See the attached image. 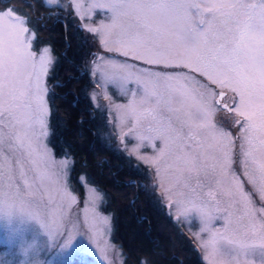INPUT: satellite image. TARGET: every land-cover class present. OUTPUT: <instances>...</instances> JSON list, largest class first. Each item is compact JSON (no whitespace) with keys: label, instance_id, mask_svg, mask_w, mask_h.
<instances>
[{"label":"snow or ice","instance_id":"6c2138e0","mask_svg":"<svg viewBox=\"0 0 264 264\" xmlns=\"http://www.w3.org/2000/svg\"><path fill=\"white\" fill-rule=\"evenodd\" d=\"M71 3L81 21L90 19L96 10L108 14V24L80 25L106 51L148 65L188 70L183 74L138 70L143 93L137 99L133 92L125 108L135 121L125 134L136 136L141 144L148 143L158 153L154 158L140 157L154 168V189L161 201L167 202L170 214L175 207L187 217V206H191L193 218L200 219L201 231L210 235L204 247L210 248L213 256H227L230 264H237L240 257L257 250L264 254V206H255L251 193L231 169L229 155L239 141L244 175L264 200V0H87V6L84 0ZM26 23L10 8L0 11V148L13 150L12 157L6 159L9 170L12 161L20 163L27 152L29 157L35 154L46 174L66 177L74 163L71 155L64 153L57 159L47 142L50 132L45 78L54 57L50 47L34 50L37 38ZM92 55L95 75V60L103 57ZM220 110L226 111L238 128L235 137L213 120ZM144 121L148 123L146 130ZM217 138L219 143L215 142ZM157 140L161 144L158 149ZM210 160L215 162L210 164ZM20 175L24 178L25 172ZM217 175L228 178V203L242 205L248 221L244 224L245 238L229 239L226 244L218 242L214 222L224 221L222 227L227 230L232 213L226 207L213 215L204 210L207 200L198 199L203 197L205 187L209 189L207 195L214 198L212 184ZM92 193L95 202L98 194L95 189ZM63 196L69 205L75 202L66 190ZM54 217L59 224L65 213ZM257 217L261 229L258 238L248 234L257 227ZM96 225L110 226V218L93 212V227ZM107 231L110 227L105 234ZM99 236L97 232L90 239L97 243ZM68 239L69 250L80 256V264H97L91 259L95 256L91 245L82 239L73 242L72 233Z\"/></svg>","mask_w":264,"mask_h":264},{"label":"rangeland","instance_id":"374dc122","mask_svg":"<svg viewBox=\"0 0 264 264\" xmlns=\"http://www.w3.org/2000/svg\"><path fill=\"white\" fill-rule=\"evenodd\" d=\"M44 2L48 7L57 9L56 14L58 17H62L61 12L67 14L71 10L79 25L89 23L92 26H99L110 23L108 14L103 10H96L90 19L81 21L73 9L71 0H57L56 3H49V0H44ZM84 2L87 6V0H84ZM21 17L26 20V26L29 28L27 18ZM30 32L33 31L30 30ZM97 41L99 42L98 39ZM45 46L50 47L49 45ZM99 54L103 59L95 60L96 65H98L95 75L93 74V62L90 64L91 73L95 80V88L90 96L95 107L106 114L108 121L113 126L115 134L113 137L117 142L116 148L119 152L134 159L136 164L140 165L143 170L149 171L151 177V180L149 179L150 189L171 218L192 237L204 260L208 264H230L229 257L213 256L211 249L204 247L205 243L210 240V235L208 232L201 231L200 219L198 217L193 218L190 205L187 206L190 209L187 217L177 212L175 207L171 209L170 214L169 208L166 206L167 202L161 201L158 191L153 187L155 182L154 168L140 159V157L154 158L158 153L148 143L141 144L136 136L125 134L135 123L126 114L125 108L133 99V92L137 94V99L143 93V82H138L137 79L139 76L138 70L149 69L170 74H183L187 73L188 70L174 67L165 68L163 65H148L142 60L123 56L119 52H108L101 45ZM125 64L130 67H123ZM48 77L49 74L45 78V84L48 88L46 98L49 110L47 123L51 133V92ZM172 86L176 87V82H172ZM188 103L192 104V101L189 100ZM213 120L222 125L225 130L231 132L232 136L237 135L238 128L233 125L232 119L226 111H217L213 116ZM147 128L148 123L144 121V129ZM47 142L51 147L50 135ZM215 142L219 143V138ZM155 143L157 149L161 147L159 140ZM12 152L13 150L7 147L0 148V264H80V256L69 250V233H72L73 242L82 239L85 244L91 245L95 250V256H92L91 259L96 261L97 264H125L122 250L113 241L112 215L102 210L106 201L104 192L92 185L88 178L83 175L80 181L85 189V199L80 201L72 188L70 180L73 164L70 166V171L66 177L57 178L46 174V170L39 165L35 154L29 157L28 153L25 152V158L20 163L13 160L12 168L9 170L6 159L12 157ZM239 153L240 142L236 141V147L229 151L232 159L231 169L240 177L245 190L251 193L255 206L257 208L264 206V200L261 199L260 194L247 182L244 169L240 164L241 156ZM216 155H219V152ZM55 157L60 158L56 155ZM214 162L210 160V164ZM22 171L25 172L24 178H21L20 175ZM93 189L98 194L95 202L92 200ZM65 190L75 197V202L71 205L63 196ZM208 190L205 187L203 197L198 198L207 200L205 211L216 215L218 210L223 211L227 207L232 213L231 226L227 230L222 227L224 221L216 220L214 222V229L218 230L219 233L217 235L218 242L226 244L229 239L245 238L244 224L248 221L242 205H236L235 202L228 203L230 199L228 192L231 190L228 178L220 175L216 176V180L212 184L214 198L207 195ZM61 212L65 213V218L57 224L54 216H58ZM93 212L109 217L110 226L96 225L93 227ZM176 216H179V219H175ZM256 223L255 230L249 231L248 234L258 238L261 232L258 217ZM108 227H110V231L105 234ZM97 232L100 236L97 237V243H93L90 236L96 237ZM101 249H103V252H101ZM237 264H264V254L257 250L254 253L240 257Z\"/></svg>","mask_w":264,"mask_h":264},{"label":"trees","instance_id":"16d2710c","mask_svg":"<svg viewBox=\"0 0 264 264\" xmlns=\"http://www.w3.org/2000/svg\"><path fill=\"white\" fill-rule=\"evenodd\" d=\"M6 8L27 18L37 38L34 50L45 45L52 49L51 147L57 157L71 155L70 180L80 201L85 199L83 175L105 193L102 210L112 215L113 241L122 250L124 263L208 264L150 189L149 171L116 148L108 117L91 99L95 80L90 64L92 54L100 52L97 39L81 29L71 10L67 14L59 10L62 17H58L57 9L44 0H0V11Z\"/></svg>","mask_w":264,"mask_h":264}]
</instances>
